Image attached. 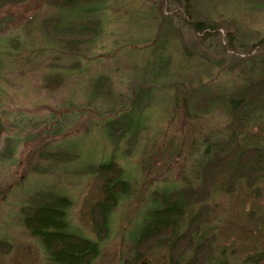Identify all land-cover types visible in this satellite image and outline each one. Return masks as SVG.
<instances>
[{
	"label": "rangeland",
	"instance_id": "obj_1",
	"mask_svg": "<svg viewBox=\"0 0 264 264\" xmlns=\"http://www.w3.org/2000/svg\"><path fill=\"white\" fill-rule=\"evenodd\" d=\"M191 9L216 28L193 31L174 0H109L93 14L102 20L100 33L69 49L52 39L57 17L67 13L50 0L0 4V112L9 128L0 136V152L16 150L15 163L0 164V264H45L19 210L29 195L53 188L72 197L74 229L100 242L93 264H123L130 257L129 232L152 209L148 200L183 186L198 194L190 211L204 210L198 235H213L215 259L243 264L263 248L264 174L233 182L229 167L211 181L202 167L230 142L264 149V105L258 101L243 113L239 99L230 104L250 75L229 68L231 60L262 53L254 45L264 41V0H192ZM208 33L211 39L204 38ZM134 89L148 102L147 121L135 138L109 139L103 123L129 108ZM121 116L126 123L129 115ZM7 136L20 144L6 146ZM60 143L79 157L39 155ZM109 157L132 178L133 194L104 236L90 215L101 180L81 170ZM165 254L152 245L138 264H165Z\"/></svg>",
	"mask_w": 264,
	"mask_h": 264
},
{
	"label": "trees",
	"instance_id": "obj_2",
	"mask_svg": "<svg viewBox=\"0 0 264 264\" xmlns=\"http://www.w3.org/2000/svg\"><path fill=\"white\" fill-rule=\"evenodd\" d=\"M17 1L19 0H0V4H11ZM108 1L50 0L52 6L57 7L58 12L60 10L67 13L65 14L66 19L64 16L57 17L59 28L52 34V39L63 46L65 44L69 49H75L79 42H92L100 33L102 22L99 17L93 14L105 8ZM174 1L182 8L186 15L185 20L187 21L185 22L193 31L203 32L209 27L216 28L210 21L197 16L195 10L191 9L192 0ZM210 34L208 33L204 38H210ZM87 37L89 38L86 39ZM263 43L264 41H260L259 44L254 45L263 48L260 55H251L239 61L231 60L233 62L229 66L230 70L232 67H238L239 74L250 75L248 82L235 91L237 96L230 99V104L239 99L238 110L241 109L243 113L258 101L264 105ZM2 46L0 45V48ZM228 47L236 49L235 43H229ZM223 49L226 47L223 46ZM2 56L3 53L0 49V67L3 65ZM105 80L97 86L104 87L102 85ZM188 90H191L190 87ZM133 95L134 98L131 99L129 108L125 107L115 118H107L104 121V126L108 128L109 139L114 136L116 138L121 136L135 138L138 131L144 127L146 118L145 112L144 115L142 112L147 108L146 103L148 102L136 89H134ZM230 112L233 113L234 109ZM262 112L263 110L257 113L261 114ZM123 113L129 115L126 123L122 122L124 119L121 114ZM241 119L238 117L237 121ZM7 129L9 128L4 124L0 112V136ZM6 140H8L6 146L11 145L12 141L20 144L17 136H7ZM72 144L78 146L76 142H72ZM54 150V152H40L39 155L47 160L54 156V158L59 157L64 161L79 157V154L66 152L61 143L55 145ZM207 150L206 153H208ZM15 152L16 150L14 151L11 146L7 152L3 149L0 152V164L15 163ZM229 167L232 168L233 182L243 175L252 182V179L264 174V149L258 146L242 147L230 142L225 151H216L207 165H203L204 173L208 172L203 174L204 180L210 178L212 181L218 172ZM81 171H89L101 180V197L92 204L90 215L96 233L105 236L110 231L113 214L117 208L124 201L132 198V178L125 168L115 161L114 157H109L99 163L88 162L87 167ZM81 171L79 172L81 173ZM197 195V192L190 186L155 192L153 198L151 197L147 203L152 205V209L147 210L129 232L130 257L123 264H138L152 245L164 249L165 264H232L226 257L214 258V237L212 234L198 235L206 218L201 207L196 213L190 211L192 199H196ZM72 205L73 199L68 192L57 191L53 188V190L43 189L34 192L20 207V221L28 234L40 242L46 257L45 264H93L101 253V245L98 240L78 232L72 226L69 218ZM243 264H264V246L247 257Z\"/></svg>",
	"mask_w": 264,
	"mask_h": 264
}]
</instances>
